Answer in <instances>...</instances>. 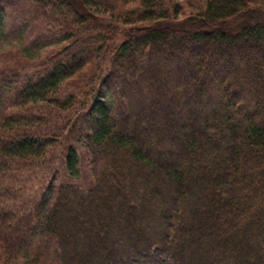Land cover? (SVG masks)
Wrapping results in <instances>:
<instances>
[{"label": "trees", "instance_id": "obj_1", "mask_svg": "<svg viewBox=\"0 0 264 264\" xmlns=\"http://www.w3.org/2000/svg\"><path fill=\"white\" fill-rule=\"evenodd\" d=\"M24 1L36 41L63 46L24 78L0 68L5 264H264V0H200L180 22L173 0ZM15 2L0 0V36ZM34 110L66 117L39 132ZM54 156L26 214L17 169Z\"/></svg>", "mask_w": 264, "mask_h": 264}, {"label": "rangeland", "instance_id": "obj_2", "mask_svg": "<svg viewBox=\"0 0 264 264\" xmlns=\"http://www.w3.org/2000/svg\"><path fill=\"white\" fill-rule=\"evenodd\" d=\"M29 2L24 0H16V2L13 4L14 14L13 16L7 12L6 15V30L9 32V35L7 37L0 36V68L4 66H9L13 70H17L18 74L24 78V75L27 74L30 71H33L34 68H38L42 66V63L48 59H50L52 56L56 55L62 48V46H49L45 47L42 46L41 41H36V38L39 36L40 29H42L41 25L32 24L29 26V24L26 23V19L30 18V12L31 8L27 5ZM172 4H177L178 9L177 12H175V9L173 8ZM137 5V2L127 5V8H134ZM203 2L200 0H173L170 8H171V17L175 16L176 21L180 22L181 20H184L185 17L189 15L196 14L200 12V8H202ZM173 9L175 12V15H173ZM107 16V14H106ZM98 17V16H97ZM21 22H18V21ZM24 20L25 23H22ZM41 20V19H40ZM11 22H15L12 23ZM27 29V30H25ZM25 30V31H24ZM24 31L26 32L24 37H26V40L18 39L17 34L18 32ZM17 32V34H16ZM42 31V35H43ZM18 40H21L25 42V44H21ZM33 42L36 44V46H33V49H30L29 55L25 53L24 47L27 45L26 43ZM33 45V44H32ZM27 47V46H26ZM31 57V58H30ZM45 64V63H44ZM95 65V63H94ZM94 69L92 68L91 71ZM90 72V71H89ZM88 78V75H87ZM74 82H77L80 86L82 84V78L77 77L71 82L68 83V85L64 88V94L72 93L74 96H79L80 92L82 91L81 87H76ZM84 83V82H83ZM80 99V98H79ZM78 99V101H79ZM51 110L44 111V110H34V114L40 117V121L46 122V125H44L41 129L38 131L41 132V130L48 129L51 125L52 128L61 125L59 121H57L58 118L61 120L66 117V114H62L55 112L53 110L52 114H50ZM59 120V119H58ZM57 121V122H56ZM35 131V130H34ZM79 154V178L76 180H73L71 184H73L78 190H85L86 188H89L92 183V179L90 177V173L88 170V163H87V157L83 154V152L78 149ZM59 168L58 166V159L56 156L53 158H50L48 162L45 164H38V166H32V163H25L19 165L17 169V173L21 174L23 178V183L25 185V191L23 193H18V196L15 197V201L17 205H21V208L25 209L26 214H30L34 211V206L37 204V199L40 198L41 193L46 191V187L52 185L51 179L57 178L56 176L53 177V174H51V171L53 169ZM38 174V176H33V174ZM42 173H47L43 174ZM46 175V176H45ZM60 177L58 178V181H55L53 183V186H57L60 183L62 184L64 181L69 180L64 175L60 174ZM25 176V177H24ZM47 177V178H44ZM70 181V180H69ZM22 195V196H21ZM50 195H53V193L50 192ZM7 199V197H2ZM37 201V202H36ZM21 223V222H20ZM7 237V235H4ZM0 245H2L0 243ZM5 251L3 247H0V264H5L7 262V258L10 256L5 255ZM53 254L52 252H49V255ZM18 255V254H16ZM46 255V254H45ZM8 262H16L17 264H22V258L19 255V257H16L15 260H9ZM52 264H56L55 262H51ZM50 263V264H51ZM163 264H168L166 261H163Z\"/></svg>", "mask_w": 264, "mask_h": 264}]
</instances>
